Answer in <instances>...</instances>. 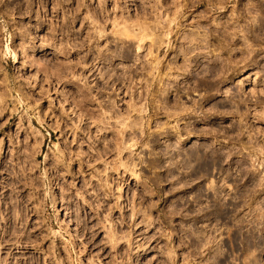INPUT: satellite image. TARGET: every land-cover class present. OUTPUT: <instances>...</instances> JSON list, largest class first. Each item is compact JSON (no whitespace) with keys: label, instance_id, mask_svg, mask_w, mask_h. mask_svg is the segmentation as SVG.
I'll return each instance as SVG.
<instances>
[{"label":"rangeland","instance_id":"rangeland-1","mask_svg":"<svg viewBox=\"0 0 264 264\" xmlns=\"http://www.w3.org/2000/svg\"><path fill=\"white\" fill-rule=\"evenodd\" d=\"M0 264H264V0H0Z\"/></svg>","mask_w":264,"mask_h":264},{"label":"bare ground","instance_id":"bare-ground-1","mask_svg":"<svg viewBox=\"0 0 264 264\" xmlns=\"http://www.w3.org/2000/svg\"><path fill=\"white\" fill-rule=\"evenodd\" d=\"M170 22H171V21H170ZM170 22H169V24H170ZM169 24H168V25H169ZM126 26H127V25H126ZM127 27H130V26H127ZM127 27L123 28V30L121 29V32H122V33L124 32V34H125V33H127V32H131L130 30H133V29H131V28H127ZM144 27H147V26H144ZM144 27H143V29L140 28V29H141L140 31H142V32H138V33H136L137 31L134 32V30H133L132 33H133L136 37H138V35L140 34V35H141V37H140L141 40H140V41H142V42H143L145 39H147V38H150V40L155 41V38L152 37V39H151V37H149V36H150L149 33L147 32V33H148V34H147V33L145 32ZM148 27H149V26H148ZM129 29H130V30H129ZM154 29H155V28H154ZM146 30H147V29H146ZM151 30H152V29H151ZM125 31H127V32H125ZM154 31H155V30H153V32H154ZM121 32H120V33H121ZM153 32L150 31V34L152 35ZM142 34H143V36H142ZM140 41H139V42H140ZM14 56L16 57V55H14Z\"/></svg>","mask_w":264,"mask_h":264}]
</instances>
